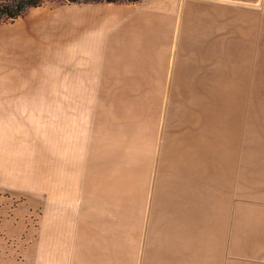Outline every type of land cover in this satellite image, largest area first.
<instances>
[{"label":"crops","instance_id":"0c3cea01","mask_svg":"<svg viewBox=\"0 0 264 264\" xmlns=\"http://www.w3.org/2000/svg\"><path fill=\"white\" fill-rule=\"evenodd\" d=\"M32 17L21 27L53 36L60 56L39 59L58 71L0 83V109L40 93L79 94L63 108L104 106L87 94L166 101L152 175L144 163L135 179L134 153L121 172L112 130L91 126L70 179L48 182L29 240L2 245L29 259L2 264H264V0H100ZM22 227L17 212L2 219L14 238Z\"/></svg>","mask_w":264,"mask_h":264},{"label":"rangeland","instance_id":"374dc122","mask_svg":"<svg viewBox=\"0 0 264 264\" xmlns=\"http://www.w3.org/2000/svg\"><path fill=\"white\" fill-rule=\"evenodd\" d=\"M19 0H0V4L14 5ZM100 0H42L38 6H29L22 15L2 20V38L6 46L0 48V83L41 84L47 83L48 74L58 71L51 67L61 61L39 58L58 56L49 53L53 36L38 35L37 22L28 29L21 27L25 21L33 20V14L62 15L73 3H89ZM133 2L142 0H118ZM230 3H255L258 0H226ZM32 32V33H31ZM36 33V34H35ZM41 33V32H40ZM19 35L20 43L14 38ZM21 48V50H20ZM60 56V55H59ZM61 73V72H58ZM30 95V94H24ZM37 98L24 105L34 107H12L0 109V264L2 258L26 259L29 252L2 253V245L21 244L29 240L27 231L39 224L44 215L45 193L48 182L67 177L73 165H78L79 146L85 148L89 128L112 130L117 144L116 162L121 169L131 165L134 153L135 179H140L144 163L151 175L156 164L158 148L159 103L166 101V94H87L92 104L97 100L103 106L92 108H63L64 97L78 100L79 94H33ZM123 97V101H121ZM97 102V103H98ZM19 104V103H18ZM55 107H49L51 105ZM97 116V118H96ZM94 124L90 125V120ZM97 122L95 124V121ZM92 123V121H91ZM94 145L95 141H90ZM144 145L146 154L143 153ZM93 148V146H92ZM145 158V159H144ZM128 159V162H127ZM17 212L21 215L23 234L19 238L2 232V219ZM7 244V245H9Z\"/></svg>","mask_w":264,"mask_h":264},{"label":"trees","instance_id":"16d2710c","mask_svg":"<svg viewBox=\"0 0 264 264\" xmlns=\"http://www.w3.org/2000/svg\"><path fill=\"white\" fill-rule=\"evenodd\" d=\"M68 1H82V0H68ZM113 1V0H106ZM42 3V0H19L14 5L0 4V22L2 20L15 18L22 15L25 9L29 6H38Z\"/></svg>","mask_w":264,"mask_h":264}]
</instances>
